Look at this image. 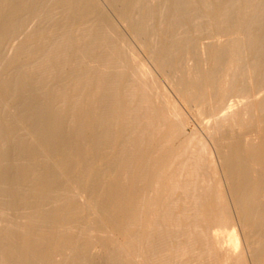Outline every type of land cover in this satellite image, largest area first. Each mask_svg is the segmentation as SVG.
<instances>
[{
  "label": "bare ground",
  "instance_id": "bare-ground-1",
  "mask_svg": "<svg viewBox=\"0 0 264 264\" xmlns=\"http://www.w3.org/2000/svg\"><path fill=\"white\" fill-rule=\"evenodd\" d=\"M106 1L120 4L121 15L145 31L151 16L162 15L170 27L205 9L217 33L226 31L240 0H165L156 7ZM241 15L238 26L249 18L248 47L256 49L251 69L264 73V0ZM42 21L59 28L48 36L39 30ZM228 42L207 44L211 69L201 78L218 94L220 112L228 93L218 68L224 74L234 63L242 76ZM179 43L192 47L188 30ZM29 44L46 58L33 71L23 68ZM170 46L158 49L165 55ZM137 63L91 0H0V264H216L223 248L228 264H245L243 247L253 264H264V130L228 145L224 196L210 180L204 149L174 118V108L162 106ZM66 67L79 77L63 88ZM47 78L56 81L58 100L36 95ZM7 100L14 114L5 112ZM114 162L112 180L90 194L97 214L83 216L71 183L89 188L90 171ZM228 200L238 222L249 226L239 249ZM114 234L122 246L114 245Z\"/></svg>",
  "mask_w": 264,
  "mask_h": 264
},
{
  "label": "rangeland",
  "instance_id": "rangeland-1",
  "mask_svg": "<svg viewBox=\"0 0 264 264\" xmlns=\"http://www.w3.org/2000/svg\"><path fill=\"white\" fill-rule=\"evenodd\" d=\"M163 1L165 0H146V5L161 6ZM91 2L109 22L118 43L130 48L136 63L138 62L137 64L146 70L145 78L150 79L149 82L158 94L162 106L166 110L173 107V116L175 115L174 118L182 123L185 133L194 136L195 145L202 146L211 163L210 180L219 184L224 196H227V181L222 158L226 152L228 153V145L238 144L248 136L258 137V133L262 129L264 130V104L260 103L262 99L264 100V73L251 69L250 59L255 55L256 49L248 47L249 18L247 16L243 18L245 21L242 26H238V21L242 19V12L246 9L254 12L261 0H240L234 9L232 21L226 27V31L221 30L217 33L212 31L210 17L205 18L203 16L205 9L201 8H198L196 12L199 17L184 25L166 27L162 15L151 16L145 19L144 23L150 29L145 31L135 23L134 18H125L121 15L122 6L120 4L111 5L106 0H91ZM76 22H72L74 27L79 29L84 27L81 24L77 25ZM38 24L41 26L39 30L48 36H52L59 28L58 25H48L43 21ZM35 26L34 23L29 25L30 29ZM185 30H188L191 36V48L179 43ZM227 37L229 42L225 49L238 59L236 63L242 65L239 70L242 76L241 78L238 76L234 63L227 65L224 74H221L222 69L218 68L216 74L219 77V84L224 86L228 93L223 98V107L225 106L226 109L224 108L220 112L217 108L218 94L201 78L211 69L207 44L221 45ZM162 44L171 45L165 55L158 49V46ZM26 53H28L29 62L24 64L23 68L28 71L37 69L40 64L42 65L46 61L45 54L37 50L34 44H29ZM60 72V76L63 77L61 80L63 88L71 87L77 82L79 75L71 68H62ZM55 83V80L47 78L45 83L37 85L36 95L43 100L44 95L49 92L57 99L60 92ZM238 89L243 91L233 94ZM81 93L83 94V91L80 90ZM226 104L231 105L230 108ZM4 109L5 112L15 113L11 101L5 102ZM114 167L115 162L106 166L101 165L90 171L91 186L89 188H83L74 182L71 183V189L74 194L76 193L75 196L84 211L82 212L83 216L92 217L97 214L90 194L96 186V189L100 187L103 181L112 180L111 173ZM229 214L231 218L229 224L234 228L238 240L237 249H239L244 246L249 226H243L238 222L231 202L229 203ZM113 238L115 246H122L123 238L117 234H114ZM98 252V247L93 246L92 255L97 256ZM243 253L245 264H253L249 250L243 247ZM227 254L228 252L224 248L217 251L216 264H228ZM58 257L56 256V258ZM178 258L186 260L182 256H177ZM189 261L188 264L191 263V260ZM196 261L199 262L200 259L197 258ZM94 264H101V262L98 261Z\"/></svg>",
  "mask_w": 264,
  "mask_h": 264
}]
</instances>
